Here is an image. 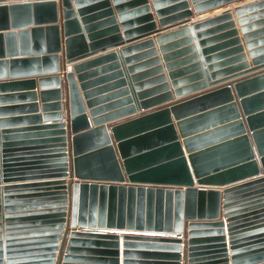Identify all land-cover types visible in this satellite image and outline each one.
I'll list each match as a JSON object with an SVG mask.
<instances>
[{"label": "water", "instance_id": "95a60500", "mask_svg": "<svg viewBox=\"0 0 264 264\" xmlns=\"http://www.w3.org/2000/svg\"><path fill=\"white\" fill-rule=\"evenodd\" d=\"M246 1L0 0V264H264Z\"/></svg>", "mask_w": 264, "mask_h": 264}, {"label": "bare ground", "instance_id": "6f19581e", "mask_svg": "<svg viewBox=\"0 0 264 264\" xmlns=\"http://www.w3.org/2000/svg\"><path fill=\"white\" fill-rule=\"evenodd\" d=\"M248 1V0H247ZM246 1V2H247ZM250 1V0H249ZM248 1V2H249ZM235 6H236V4L234 5V7L233 6H231V7H233V8H235ZM232 8V9H233ZM224 10H226V8H219V9H217L216 11H214V14L215 13H217V12H221V11H224ZM213 14V13H212ZM208 15H210V14H202V15H199V16H197V17H202V19L203 18H205V17H207ZM194 18V17H193ZM193 18H192V21H193ZM69 68V69H68ZM67 69H66V72H69V71H71L72 69H73V67H72V64H70L69 65V67H68ZM124 72H125V76H126V78H127V83H128V87L130 88V94L134 97L135 96V91H134V88H133V85H132V82H131V80H130V74L128 73V71H127V69L125 68L124 69ZM64 102H65V100H64ZM49 181V180H48ZM51 181V180H50ZM31 182H43L42 180H38V181H31ZM14 184H20V183H17V182H8V183H3V184H0V188H5V186H7V185H14ZM206 189H209L208 187H206ZM223 190V189H222ZM5 194V193H4ZM4 198H5V195H3V197H2V201H4ZM2 206L4 205V203L3 204H1ZM248 213V215H251V214H254L255 213V211H248L247 212Z\"/></svg>", "mask_w": 264, "mask_h": 264}, {"label": "rangeland", "instance_id": "374dc122", "mask_svg": "<svg viewBox=\"0 0 264 264\" xmlns=\"http://www.w3.org/2000/svg\"><path fill=\"white\" fill-rule=\"evenodd\" d=\"M248 1H249V0H248ZM248 1H247V2H248ZM250 1H252V0H250ZM231 6H234V3H232V4H229V5H226V6H224L223 8H226V9H227V8H231ZM200 19H202V17H201ZM69 65H70V64H69V63H67V66H66V67L68 68V67H69ZM68 69H69V68H68Z\"/></svg>", "mask_w": 264, "mask_h": 264}, {"label": "crops", "instance_id": "0c3cea01", "mask_svg": "<svg viewBox=\"0 0 264 264\" xmlns=\"http://www.w3.org/2000/svg\"><path fill=\"white\" fill-rule=\"evenodd\" d=\"M200 18H201V16L200 17L193 18V21L199 20ZM152 36H154V35H152Z\"/></svg>", "mask_w": 264, "mask_h": 264}]
</instances>
